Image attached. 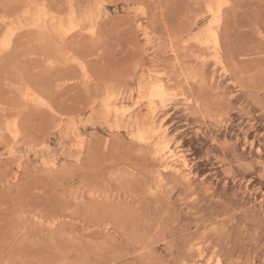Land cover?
<instances>
[{
	"label": "rangeland",
	"instance_id": "374dc122",
	"mask_svg": "<svg viewBox=\"0 0 264 264\" xmlns=\"http://www.w3.org/2000/svg\"><path fill=\"white\" fill-rule=\"evenodd\" d=\"M0 264H264V0H0Z\"/></svg>",
	"mask_w": 264,
	"mask_h": 264
}]
</instances>
